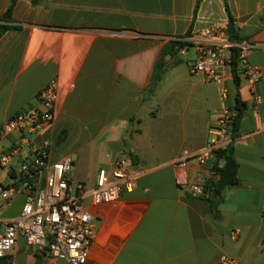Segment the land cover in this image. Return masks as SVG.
Returning a JSON list of instances; mask_svg holds the SVG:
<instances>
[{"label": "crops", "instance_id": "obj_1", "mask_svg": "<svg viewBox=\"0 0 264 264\" xmlns=\"http://www.w3.org/2000/svg\"><path fill=\"white\" fill-rule=\"evenodd\" d=\"M10 0H0V14ZM250 44L247 64L259 78L249 84L238 60L237 83L229 68L220 82L190 71L193 42L177 50L169 40H198L204 26L224 27L227 16ZM0 33V124L37 103L49 78L56 80L52 119L29 138L47 143V159L64 141L85 148L72 159L70 180L87 193L98 168L127 160L135 185L94 207V233L82 264H219L226 254L239 264H264V0H14ZM187 33V35H186ZM194 34V35H193ZM161 58L162 73L152 80ZM240 66V68H239ZM243 103L232 154L237 180L213 187L215 156L173 164L183 148H201L222 108ZM18 132L2 138L15 145ZM69 155V154H68ZM18 175L17 160L0 167V181ZM176 180L199 182L191 195ZM17 189L2 215H15ZM234 232V235H233ZM67 264L36 255L17 236L0 264Z\"/></svg>", "mask_w": 264, "mask_h": 264}, {"label": "built area", "instance_id": "obj_2", "mask_svg": "<svg viewBox=\"0 0 264 264\" xmlns=\"http://www.w3.org/2000/svg\"><path fill=\"white\" fill-rule=\"evenodd\" d=\"M194 33L200 35L198 40L185 39L193 42L196 49L190 71L200 74L204 80L222 81L226 68L230 69V47L235 46L246 81L252 84L259 78V69L247 64L244 58L245 50L252 44L244 39L229 40L219 26H204ZM55 97L56 80L49 78L38 90L36 104L13 113L0 124V140L12 132L19 133L15 145L6 148L0 143V167L6 168L17 160L18 171L17 177L10 183L0 181L1 202L7 203L17 189L23 192V200L15 215L3 217L0 205V257L10 249L17 236H21L36 255H46L52 261L63 259L67 264L84 263L87 246L94 233L97 215L94 207L113 201L121 190L129 191L135 185L134 174L122 156L113 159L108 171L97 169L93 185L87 193L83 182L70 180V155L64 154L53 161L47 159V143H35L29 136L39 133L51 121ZM230 119V111L222 108L204 145L196 150L183 148L173 164L185 166L189 160L202 163L214 157L216 151L232 141ZM176 182L191 195L203 192L199 182ZM37 264L48 262L42 260ZM219 264L239 262L221 254Z\"/></svg>", "mask_w": 264, "mask_h": 264}, {"label": "trees", "instance_id": "obj_3", "mask_svg": "<svg viewBox=\"0 0 264 264\" xmlns=\"http://www.w3.org/2000/svg\"><path fill=\"white\" fill-rule=\"evenodd\" d=\"M14 0H10L8 5L6 6L5 10L0 14V21H8L11 18V10L13 6ZM227 21L224 25L223 30L229 40L236 41L239 40L240 37L238 36L234 25L232 24L231 17L227 16ZM7 28V24L0 22V33ZM187 35V33H186ZM188 41L180 40V39H170L169 40V46L173 50L179 49L181 46L188 44ZM237 48L235 46L230 47L228 62L230 71L232 73V76L234 78V81L237 83V75L235 73L236 67L238 64L237 59ZM240 68V66H239ZM162 66H161V58L158 59L156 64L154 65V69L152 71V80H156L160 77L162 73ZM243 109V103L236 99V105H235V112L231 114V119L229 122V133L230 137L232 138V141L234 137L236 136L237 131V125L238 121L241 117ZM232 141L228 143L225 147L222 149L216 151L215 158L221 159L222 163L220 166H214L215 162L213 163V170L217 172L218 178L217 180L212 184L213 187L216 188H222L227 185H232L236 182V162L234 160L233 154H232ZM7 264V263H5Z\"/></svg>", "mask_w": 264, "mask_h": 264}, {"label": "rangeland", "instance_id": "obj_4", "mask_svg": "<svg viewBox=\"0 0 264 264\" xmlns=\"http://www.w3.org/2000/svg\"><path fill=\"white\" fill-rule=\"evenodd\" d=\"M53 149L58 153L71 155L76 163L80 161V157L83 156L85 151V148H76L73 146L71 141H64L61 145H55Z\"/></svg>", "mask_w": 264, "mask_h": 264}]
</instances>
